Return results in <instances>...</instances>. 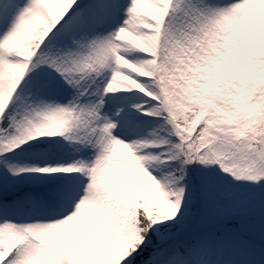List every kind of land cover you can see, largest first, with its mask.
<instances>
[{
  "label": "snow or ice",
  "instance_id": "snow-or-ice-1",
  "mask_svg": "<svg viewBox=\"0 0 264 264\" xmlns=\"http://www.w3.org/2000/svg\"><path fill=\"white\" fill-rule=\"evenodd\" d=\"M0 264H264V0H0Z\"/></svg>",
  "mask_w": 264,
  "mask_h": 264
}]
</instances>
